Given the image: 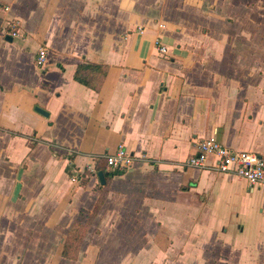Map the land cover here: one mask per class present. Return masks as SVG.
I'll return each mask as SVG.
<instances>
[{
	"label": "crops",
	"instance_id": "1",
	"mask_svg": "<svg viewBox=\"0 0 264 264\" xmlns=\"http://www.w3.org/2000/svg\"><path fill=\"white\" fill-rule=\"evenodd\" d=\"M209 138L264 160V0H0V264H264V189L185 165Z\"/></svg>",
	"mask_w": 264,
	"mask_h": 264
},
{
	"label": "built area",
	"instance_id": "2",
	"mask_svg": "<svg viewBox=\"0 0 264 264\" xmlns=\"http://www.w3.org/2000/svg\"><path fill=\"white\" fill-rule=\"evenodd\" d=\"M10 37H19L15 25H10L8 33ZM160 54L167 52L166 48L157 42ZM46 50L39 48L36 55V64L39 67L44 65ZM197 154L190 157L185 165L190 168H203L209 157L215 159L214 168L222 173L233 174L244 179L252 187L264 189V160L256 154L245 151H235L217 142L214 138L206 139L196 146ZM106 166L112 171H123L130 167L133 157L120 146L114 153L104 156ZM92 171V170H91Z\"/></svg>",
	"mask_w": 264,
	"mask_h": 264
},
{
	"label": "trees",
	"instance_id": "3",
	"mask_svg": "<svg viewBox=\"0 0 264 264\" xmlns=\"http://www.w3.org/2000/svg\"><path fill=\"white\" fill-rule=\"evenodd\" d=\"M105 68L100 65L84 64L79 66L75 78L81 83L88 85V78H102Z\"/></svg>",
	"mask_w": 264,
	"mask_h": 264
},
{
	"label": "water",
	"instance_id": "4",
	"mask_svg": "<svg viewBox=\"0 0 264 264\" xmlns=\"http://www.w3.org/2000/svg\"><path fill=\"white\" fill-rule=\"evenodd\" d=\"M8 40L11 41L10 38ZM36 111L39 112L42 115H45V116L47 115L45 112H43L42 110H40L38 108H36ZM97 175H98L99 180L102 182L103 181V174H102V172H98Z\"/></svg>",
	"mask_w": 264,
	"mask_h": 264
}]
</instances>
